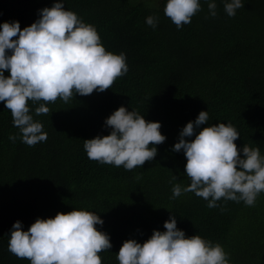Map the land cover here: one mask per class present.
Here are the masks:
<instances>
[{
  "label": "trees",
  "instance_id": "trees-1",
  "mask_svg": "<svg viewBox=\"0 0 264 264\" xmlns=\"http://www.w3.org/2000/svg\"><path fill=\"white\" fill-rule=\"evenodd\" d=\"M55 2L0 0V24L19 21L23 29ZM63 2L96 26L107 51L126 54L129 71L102 93L49 103L47 114L36 116L39 104L29 101L48 134L46 142L31 147L9 139L19 129L0 102V264H30L8 250L17 220L26 231L37 218L75 208L104 221L97 229L109 234L113 247L100 253L102 264H119L116 254L125 240L143 243L154 230L164 231L171 213L187 236L222 244L231 264H264V192L251 207L221 200V207L209 208L192 192L172 199L173 184L187 186L190 179L185 155L172 150L166 134L154 160L131 171L91 160L83 146L110 134L106 118L125 106L147 121L161 120L170 134L208 111V124L197 132L231 122L240 133L238 148L258 146L264 154V0H242L234 17L222 0H216L215 17L200 0L201 10L180 30L164 13L166 0ZM149 15L159 18L155 29L146 24ZM173 175L177 180L170 183Z\"/></svg>",
  "mask_w": 264,
  "mask_h": 264
},
{
  "label": "clouds",
  "instance_id": "clouds-1",
  "mask_svg": "<svg viewBox=\"0 0 264 264\" xmlns=\"http://www.w3.org/2000/svg\"><path fill=\"white\" fill-rule=\"evenodd\" d=\"M206 2L215 17L216 0ZM222 2L230 17L245 5L242 0ZM201 7L200 0H166L164 13L180 30ZM158 22L155 15L146 17L153 29ZM128 71L126 54L107 51L96 26L66 9L63 0L39 10V18L23 29L19 21L3 22L0 102L19 129L9 139L19 138L30 147L47 141L48 134L42 122L34 119L29 101L39 104L36 116L47 114L49 103L102 93ZM209 119L208 111H201L181 132L177 128L170 134L161 120L147 121L138 111L120 106L104 122L110 134L84 140L83 146L91 160L131 171L154 160L156 146L166 141V134L172 150L185 155V175L190 179L187 186L173 184L172 199L192 192L206 200L209 208L221 207V200L255 206L264 192V154L258 146L238 148L235 141L240 133L231 122L209 124L197 132ZM175 180L173 175L170 183ZM103 224L99 214L76 208L54 218H37L26 231L17 220L10 230L8 250L30 264H102L100 253L113 247L109 234L97 229ZM163 227L164 231L154 230L143 243L125 240L116 254L119 264H231L222 244L199 234L187 236L177 227L176 215L171 213Z\"/></svg>",
  "mask_w": 264,
  "mask_h": 264
},
{
  "label": "bare ground",
  "instance_id": "bare-ground-1",
  "mask_svg": "<svg viewBox=\"0 0 264 264\" xmlns=\"http://www.w3.org/2000/svg\"><path fill=\"white\" fill-rule=\"evenodd\" d=\"M147 3V2H146Z\"/></svg>",
  "mask_w": 264,
  "mask_h": 264
}]
</instances>
